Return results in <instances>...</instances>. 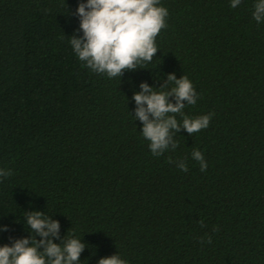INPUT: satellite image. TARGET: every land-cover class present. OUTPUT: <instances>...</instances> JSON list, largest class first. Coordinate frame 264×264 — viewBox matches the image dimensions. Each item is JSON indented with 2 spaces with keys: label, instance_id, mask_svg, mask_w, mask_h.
I'll use <instances>...</instances> for the list:
<instances>
[{
  "label": "trees",
  "instance_id": "1",
  "mask_svg": "<svg viewBox=\"0 0 264 264\" xmlns=\"http://www.w3.org/2000/svg\"><path fill=\"white\" fill-rule=\"evenodd\" d=\"M80 2L0 0V169L13 173L0 178V246L35 237L26 214L41 211L60 222L61 237L87 245L80 264L115 254L128 264H264V22L253 19L255 0H161L169 15L160 50L121 78L92 72L74 53ZM169 74L187 75L198 93L184 114L215 115L154 157L132 97L143 82L170 90L160 88Z\"/></svg>",
  "mask_w": 264,
  "mask_h": 264
},
{
  "label": "clouds",
  "instance_id": "2",
  "mask_svg": "<svg viewBox=\"0 0 264 264\" xmlns=\"http://www.w3.org/2000/svg\"><path fill=\"white\" fill-rule=\"evenodd\" d=\"M241 3L242 0H231L230 6L236 8ZM253 9V19L258 24L264 22V0H255ZM76 14L80 18V28L71 36L70 45L78 59L94 73L121 78L125 71L145 68L143 65L153 61L160 50L157 37L168 26L169 12L161 5V0H87L86 3L81 0ZM81 30L82 36L78 34ZM169 83L174 85L170 90L157 92L143 82L140 84L142 91L132 97L137 106L134 117L142 122V136L149 141L154 157L179 147L174 136L181 129L193 135L207 129L215 115L209 113L193 118L184 114L186 104L197 103L196 88L187 75L178 79L175 74H169L160 88L167 89ZM172 97L175 102L170 99ZM177 114L182 117V123L178 122ZM191 155L199 163L200 170L206 171L208 164L203 153L193 149ZM173 162L169 157L168 163ZM175 163L180 170H189L185 161ZM12 174L11 170L0 169V178ZM26 218L35 237L15 239L11 246H0V264H80L81 254L87 247L81 239L74 238V234L61 237L60 222L41 211L27 212ZM200 223L203 227V221ZM0 231H8V227H0ZM56 239L62 242L55 243ZM207 242L211 243V236ZM98 264H128V261L115 254L101 258Z\"/></svg>",
  "mask_w": 264,
  "mask_h": 264
}]
</instances>
